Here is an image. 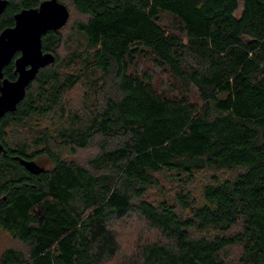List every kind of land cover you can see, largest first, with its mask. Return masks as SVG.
<instances>
[{
	"label": "trees",
	"instance_id": "16d2710c",
	"mask_svg": "<svg viewBox=\"0 0 264 264\" xmlns=\"http://www.w3.org/2000/svg\"><path fill=\"white\" fill-rule=\"evenodd\" d=\"M8 1L0 33L44 0ZM59 1L86 18V49L66 55L83 67L60 70L69 17L42 40L55 62L0 120V231L22 245L0 264H114L131 219L157 236L123 264H264V0ZM90 71L94 112L13 143L8 128L64 117ZM4 75L16 79L13 62ZM164 174L176 192L150 199Z\"/></svg>",
	"mask_w": 264,
	"mask_h": 264
},
{
	"label": "rangeland",
	"instance_id": "374dc122",
	"mask_svg": "<svg viewBox=\"0 0 264 264\" xmlns=\"http://www.w3.org/2000/svg\"><path fill=\"white\" fill-rule=\"evenodd\" d=\"M67 4V3H66ZM71 11V17L67 26L60 31L64 39V45L59 50V55L62 58L60 61V70L64 72H69L71 74H79L83 63L80 59L73 60L69 56H66L68 52L78 50V52H83L86 49V41L84 37L79 34L75 25L78 22L85 21L86 18L78 14L73 6L67 4ZM166 24L174 26V20L171 17H166ZM152 70V69H151ZM101 81V75L98 72L90 71L84 76L81 75V80L78 84L66 94L65 98V116L61 117L59 120L54 118L46 119L38 124L23 122L22 124L12 126L10 129H7L8 136L14 142H19L20 140L26 141L33 144L37 133L40 129H50L56 135H60L63 132L64 127H68L69 123L72 122V118L81 121V118H86L90 113L94 112L96 109V100H95V91L97 86ZM59 139V138H58ZM96 152L95 148H91L84 152H80L76 159L79 161H85L90 155H93ZM70 151L66 150L65 154L70 155ZM41 165L49 167V162L42 159L40 161ZM199 182L192 185V191L194 195L199 196ZM176 192V181H173L169 175H162L160 177L159 187L152 188L149 191V198L152 200L156 199H169ZM199 193V194H198ZM118 235L121 239V255L117 262L114 264H121L123 259L130 257L134 251L137 241L140 240H152L156 238V234L150 233L143 230V225L138 219H131L126 221L123 224H120ZM150 233V234H149ZM21 248L22 245L14 240L6 232L0 231V260L3 253L9 248ZM123 264V263H122Z\"/></svg>",
	"mask_w": 264,
	"mask_h": 264
},
{
	"label": "water",
	"instance_id": "95a60500",
	"mask_svg": "<svg viewBox=\"0 0 264 264\" xmlns=\"http://www.w3.org/2000/svg\"><path fill=\"white\" fill-rule=\"evenodd\" d=\"M8 3V0H0V19ZM69 17L65 4L49 0L39 8L19 12L15 16V26L0 34V120L7 113L17 111L39 71L55 62V55L43 52L42 39L48 32L61 29ZM17 53L21 54L15 61L18 77L15 81L4 79L3 70ZM3 150L0 142V152ZM23 163L30 170L40 171L35 163Z\"/></svg>",
	"mask_w": 264,
	"mask_h": 264
},
{
	"label": "flooded vegetation",
	"instance_id": "af4514ba",
	"mask_svg": "<svg viewBox=\"0 0 264 264\" xmlns=\"http://www.w3.org/2000/svg\"><path fill=\"white\" fill-rule=\"evenodd\" d=\"M46 1H49V0H44L43 2H46ZM57 1L60 2L59 0H57ZM8 2H9V1H8ZM43 2H42V3H43ZM42 3H41V4H42ZM8 5H9V3H8ZM7 7H8V6H7ZM39 7H40V6H39ZM39 7H38V8H39ZM6 9H7V8H6ZM35 9H36V8H35ZM5 11H6V10H5ZM5 11H4V13H5ZM4 13H3V14H4ZM3 14H2V16H3ZM2 16H1V19H2ZM15 16H16V15H15ZM1 19H0V20H1ZM14 19H15V18H14ZM14 26H15V24H14ZM14 26H13V27H14ZM9 28H12V27H9ZM6 29H8V28H6ZM4 30H5V29H4ZM4 30H3V31H4ZM3 31H2V32H3ZM2 32H1V33H2ZM1 33H0V34H1ZM42 40H43V39H42ZM42 45H43V41H42ZM42 47H43V46H42ZM43 52H44V53H50V52H46V51H44V50H43ZM20 55H21L20 53H17V54L15 55V57L13 58V60L10 62V63H12V62L14 63V67H15V61H16V59H17L18 57H20ZM3 71H4V70H3ZM15 73H16V67H15ZM16 75H17V77H18V74H17V73H16ZM17 77H16V79H17ZM4 79H7V78L5 77V75H4ZM16 79H15V80H16ZM15 80H11V81H15Z\"/></svg>",
	"mask_w": 264,
	"mask_h": 264
}]
</instances>
